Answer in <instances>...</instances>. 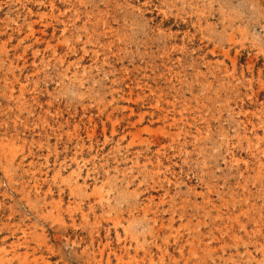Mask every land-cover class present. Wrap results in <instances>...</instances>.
Instances as JSON below:
<instances>
[{
    "label": "rangeland",
    "instance_id": "rangeland-1",
    "mask_svg": "<svg viewBox=\"0 0 264 264\" xmlns=\"http://www.w3.org/2000/svg\"><path fill=\"white\" fill-rule=\"evenodd\" d=\"M0 264H264V0H0Z\"/></svg>",
    "mask_w": 264,
    "mask_h": 264
}]
</instances>
